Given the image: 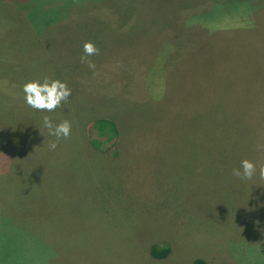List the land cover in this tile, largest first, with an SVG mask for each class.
<instances>
[{
	"label": "rangeland",
	"instance_id": "1",
	"mask_svg": "<svg viewBox=\"0 0 264 264\" xmlns=\"http://www.w3.org/2000/svg\"><path fill=\"white\" fill-rule=\"evenodd\" d=\"M57 11L65 15L57 19ZM205 20L208 29L197 24ZM227 20L247 37L221 34L215 57L232 52L254 80L250 88H264V0H0V264H264V222L249 224L241 200L218 188L212 196L215 182L224 186L213 182L212 162L243 159L201 149L197 158L189 147L183 166L205 168L194 171L200 180L184 172L167 151L177 132H158L161 93L137 85L156 77L149 67L135 73L121 65L127 57L132 69L145 67L165 31L185 32L191 43L188 34L211 37ZM154 28L161 33L152 35ZM86 41L100 50L89 57L95 69L80 61ZM45 76L71 89L54 112L24 100L23 85ZM166 110L179 126L172 93ZM113 112L132 119L126 141L117 138ZM44 116L72 125L55 151ZM198 117V130L213 118Z\"/></svg>",
	"mask_w": 264,
	"mask_h": 264
},
{
	"label": "crops",
	"instance_id": "2",
	"mask_svg": "<svg viewBox=\"0 0 264 264\" xmlns=\"http://www.w3.org/2000/svg\"><path fill=\"white\" fill-rule=\"evenodd\" d=\"M197 24L198 26L205 25L206 29L209 27L207 20L204 24L198 22ZM150 32L154 36L161 33L159 28L151 29ZM227 32H229V41L231 42L236 37H247L246 28L229 23L228 20L215 25L211 37L209 35L192 36L188 34L191 43L184 42L187 34L185 32H179V35L170 38L165 31L162 33L164 34L162 41H160L162 35L159 41H152L151 39L155 51L158 52L149 56L147 54L145 67L137 70L132 69L134 64L129 62L127 57H123L121 64L135 73L150 68L146 73L154 74L156 78L146 81H140L139 78L137 85L147 89L148 86L155 87L153 90L148 89L151 95H156V90L161 93L162 99L160 98L158 101V107L161 110L157 118L158 132H168L171 127L172 130L175 129L177 133L174 144L167 146L168 149H166L171 154L173 152L175 160H179V166L184 172L193 173L199 180L198 173L194 171L204 169L205 165L195 163L192 168H188V166L184 167L182 163L185 157L189 155L186 152L189 147L197 151V158L200 157L198 150L201 149L203 156L205 153L215 157L218 156V153L228 156L227 153L230 152L233 157L250 158L257 164L264 163V151H257L256 148L258 143L264 144V88H250L251 82L254 80L242 72L243 63L232 52L227 53L222 61L215 57V54L221 53V43L213 44V41ZM172 69L174 74L173 78H170L171 83L167 75ZM171 93L174 108L173 116L175 122L179 120V126L177 123L168 122L171 119V114L166 108ZM114 114L117 118H112L111 121L115 126L117 138L122 135L126 141V135L129 136L132 133V129L130 130V126L133 125L132 119H128L127 113L113 112L111 116ZM201 115H211L213 118L211 121L205 119L201 129L198 130L196 120H203L202 117H198ZM244 118L248 122H253V129L243 121ZM200 136H204V139L201 138L199 142L197 139ZM241 161L232 162L228 157L224 163H217L219 165L217 168L213 161V167L216 169L207 166L215 178L213 182L219 178L224 181V186L215 185L216 182L213 184V200L214 192L218 188L219 192L231 196L232 200H241L243 203L242 211L248 217L249 224L256 223V221L264 222L262 208L264 205V200H262L264 197V180L260 179L258 174L250 181L232 176V170L239 168ZM237 185H242L245 191L248 188H253L254 192L253 194L246 192V195H242L235 190ZM244 236L245 234L237 236L232 232L234 239H242L245 244L252 243L249 238L250 242H247ZM227 244H233V242ZM262 250L264 253V248Z\"/></svg>",
	"mask_w": 264,
	"mask_h": 264
},
{
	"label": "clouds",
	"instance_id": "3",
	"mask_svg": "<svg viewBox=\"0 0 264 264\" xmlns=\"http://www.w3.org/2000/svg\"><path fill=\"white\" fill-rule=\"evenodd\" d=\"M99 48L91 41L83 44V55L80 61L90 69H95V63L89 57L99 55ZM24 100L28 107L40 112H54L57 108L68 101L71 89L66 82L45 76L42 80L28 81L23 85ZM43 126L55 140L49 142L48 148L55 151L60 140L68 139L71 135L72 125L69 120H62L54 124L49 116L42 118ZM257 151H264V144L256 145ZM232 176L244 181H250L255 176L264 180V163L257 164L249 159H243L239 168L232 170Z\"/></svg>",
	"mask_w": 264,
	"mask_h": 264
},
{
	"label": "trees",
	"instance_id": "4",
	"mask_svg": "<svg viewBox=\"0 0 264 264\" xmlns=\"http://www.w3.org/2000/svg\"><path fill=\"white\" fill-rule=\"evenodd\" d=\"M57 13L59 14L56 18H62L65 15V12H59L57 11ZM52 18V17H51ZM168 254V251H163L161 253H157L155 252L154 256H156L157 258H162L164 256H166ZM195 264H206L205 262L201 261V260H197L195 261Z\"/></svg>",
	"mask_w": 264,
	"mask_h": 264
}]
</instances>
